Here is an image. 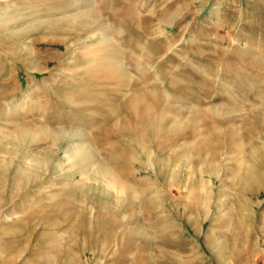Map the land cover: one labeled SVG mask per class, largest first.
Here are the masks:
<instances>
[{
	"label": "rangeland",
	"instance_id": "rangeland-1",
	"mask_svg": "<svg viewBox=\"0 0 264 264\" xmlns=\"http://www.w3.org/2000/svg\"><path fill=\"white\" fill-rule=\"evenodd\" d=\"M0 264H264V0H0Z\"/></svg>",
	"mask_w": 264,
	"mask_h": 264
},
{
	"label": "bare ground",
	"instance_id": "bare-ground-1",
	"mask_svg": "<svg viewBox=\"0 0 264 264\" xmlns=\"http://www.w3.org/2000/svg\"><path fill=\"white\" fill-rule=\"evenodd\" d=\"M53 24V23H52ZM51 25V24H50Z\"/></svg>",
	"mask_w": 264,
	"mask_h": 264
}]
</instances>
